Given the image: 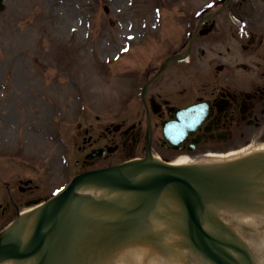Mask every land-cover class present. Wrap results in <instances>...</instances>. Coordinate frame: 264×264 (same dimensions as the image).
I'll return each mask as SVG.
<instances>
[{
  "label": "rangeland",
  "instance_id": "374dc122",
  "mask_svg": "<svg viewBox=\"0 0 264 264\" xmlns=\"http://www.w3.org/2000/svg\"><path fill=\"white\" fill-rule=\"evenodd\" d=\"M128 1L137 5L131 14L136 28L158 34L132 40L131 51L121 54L123 34L130 31L121 30L123 14L118 9L126 12ZM148 1L152 0L6 3L0 13V204L8 203L12 195L17 200L13 215L25 210L21 204L24 196L52 195L66 185L76 173L73 160L78 157L74 145L78 125L118 123L125 88L140 87L146 69L159 66L168 46L178 43L182 24L174 17L176 3L164 0L162 4L170 5L172 11L165 13L169 18L163 19L159 28L152 29L150 23L146 21L144 27L141 21L150 19ZM263 50L249 51L245 60L238 55L234 62L263 67ZM216 59L214 64L228 62L226 57ZM22 178L34 181V190L28 195L13 191ZM8 214L0 217V231ZM229 224L237 227L246 242L257 245L258 230Z\"/></svg>",
  "mask_w": 264,
  "mask_h": 264
},
{
  "label": "flooded vegetation",
  "instance_id": "af4514ba",
  "mask_svg": "<svg viewBox=\"0 0 264 264\" xmlns=\"http://www.w3.org/2000/svg\"><path fill=\"white\" fill-rule=\"evenodd\" d=\"M181 13L184 31L178 53L188 52L189 64L174 68L181 78L178 85L174 84L176 80H168L169 88L161 86V74H153L152 84L141 89L136 107L130 108V117L137 122L128 126L121 123L117 130L105 126L96 135L89 128L83 130L82 145L77 149L85 155L98 148H105L106 153L101 160L89 162L83 158L82 168L94 169L99 161L121 156L142 157L148 146L152 153L171 161L185 154L203 159L210 152L264 142V67L238 64L239 76L235 74L236 67H222L221 71H217L218 67H203V59L217 49L225 36L226 52L232 62L238 46L243 50L264 47V0H227L213 14L183 7ZM191 13H195L196 20L188 24ZM224 72V78H218ZM175 91L178 95L170 94ZM192 104L199 106L195 126L171 146L164 138L162 124L174 120L176 110Z\"/></svg>",
  "mask_w": 264,
  "mask_h": 264
},
{
  "label": "bare ground",
  "instance_id": "6f19581e",
  "mask_svg": "<svg viewBox=\"0 0 264 264\" xmlns=\"http://www.w3.org/2000/svg\"><path fill=\"white\" fill-rule=\"evenodd\" d=\"M151 149H148L150 153ZM264 153V143L251 149H244L240 152H233L229 155H220L217 157L218 162L207 167L208 164L202 163L206 169L215 174L218 177H222L226 172L222 168L228 170L232 160H239L255 153ZM155 158L152 160H162L155 153H152ZM262 155V154H261ZM237 158V159H235ZM230 162V163H228ZM264 164V160L262 161ZM176 166H192L199 165L198 163L191 161L187 157H180L173 162ZM227 166V167H225ZM198 169H200L198 167ZM223 170V171H222ZM222 172V173H221ZM240 181H245L246 184H250L247 189H236L233 193L226 194H214L212 196L206 195L204 197V203L206 211L203 216L204 228L212 235H222L220 232L219 217L222 219L225 227L230 226L228 222H234L237 226H250L258 230L259 236L257 245H253L245 241L241 235H239L237 227L234 228L236 236L238 235L247 250L252 257V264H264V196H253V189L257 184L253 182L262 179L256 177L254 173H250L249 169L243 174L239 175ZM264 177V175H263ZM262 177V178H263ZM138 182L145 181V178H140ZM264 182V178L263 181ZM260 185V184H259ZM166 190V189H165ZM168 190V189H167ZM65 192V191H64ZM130 193H124L120 191L111 190L108 188H98L93 184L77 186L74 189V195L72 199V205L68 210L65 209L64 220L65 234L60 239H56L57 248L55 250H62L53 257L50 258V264H211L204 256L199 254L191 245L189 239L184 234L186 226L184 224V218L179 212V207L169 191L161 193L155 204L152 205V209L149 211L146 220V228L138 232L134 230L133 241L130 240L124 246L120 245L113 252H107L106 255L100 256L103 258L93 257L92 254L95 251H99L100 245L107 241L105 237V229L101 225H105V220H118L120 212L114 209H102L96 208V200L105 201L108 203L119 202L121 204L132 205L136 200L133 191ZM218 198V199H217ZM29 212V211H28ZM22 213V218L19 219V225H21L18 232L15 230L14 242L25 246L31 239L28 237L31 235L34 223L36 220V214L30 216L26 220V213ZM178 213V215H174ZM86 219L85 226L81 223ZM216 222V223H215ZM229 224V225H228ZM67 227L70 231L66 232ZM100 233H104L102 238L97 235V230ZM151 229V231L158 235L155 240V244H149V238L142 235L148 234L145 231ZM63 231V230H62ZM8 242V241H7ZM47 243V242H46ZM10 247V246H9ZM89 254L86 261H80V251ZM0 264H37L36 257L22 260L2 259Z\"/></svg>",
  "mask_w": 264,
  "mask_h": 264
},
{
  "label": "water",
  "instance_id": "95a60500",
  "mask_svg": "<svg viewBox=\"0 0 264 264\" xmlns=\"http://www.w3.org/2000/svg\"><path fill=\"white\" fill-rule=\"evenodd\" d=\"M142 173H146L145 181H136L135 178ZM212 183V178L194 169L142 162L82 174L75 178L62 195L47 203L40 211L34 234L28 245L22 247L10 240L7 235L0 238V259L6 257L25 259L35 255L37 264H50V258L62 252L55 250L56 239L62 238L65 234L66 218L61 219L64 217L65 209L68 210L72 205L74 189L77 186L93 184L97 187L137 193L134 195L136 201L132 205L96 200V208L114 209L120 212L118 220L103 221L105 225H101L105 229L108 243L112 240L122 241L142 225L157 197L168 189L167 191L172 193L182 208V217L186 226L184 234L198 252L215 264H252L250 255L240 243L211 235L202 227L201 216L204 214L202 195L211 190ZM86 219L81 223L82 226L89 224L88 221L85 222ZM68 231H70L69 227L66 232ZM227 248L232 249L233 253L238 255V259L228 252Z\"/></svg>",
  "mask_w": 264,
  "mask_h": 264
}]
</instances>
